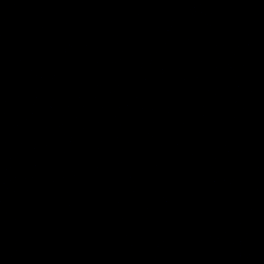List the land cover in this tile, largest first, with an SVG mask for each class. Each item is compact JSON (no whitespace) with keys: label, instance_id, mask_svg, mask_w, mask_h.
I'll return each mask as SVG.
<instances>
[{"label":"water","instance_id":"water-1","mask_svg":"<svg viewBox=\"0 0 264 264\" xmlns=\"http://www.w3.org/2000/svg\"><path fill=\"white\" fill-rule=\"evenodd\" d=\"M0 264H264V0H0Z\"/></svg>","mask_w":264,"mask_h":264}]
</instances>
